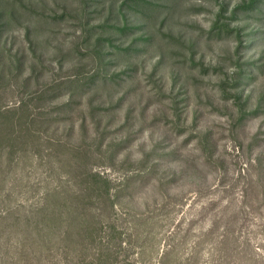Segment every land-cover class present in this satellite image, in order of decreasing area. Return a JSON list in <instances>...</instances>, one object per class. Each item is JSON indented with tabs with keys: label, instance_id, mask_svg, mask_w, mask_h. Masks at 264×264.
<instances>
[{
	"label": "rangeland",
	"instance_id": "1",
	"mask_svg": "<svg viewBox=\"0 0 264 264\" xmlns=\"http://www.w3.org/2000/svg\"><path fill=\"white\" fill-rule=\"evenodd\" d=\"M0 264H264V0H0Z\"/></svg>",
	"mask_w": 264,
	"mask_h": 264
},
{
	"label": "trees",
	"instance_id": "2",
	"mask_svg": "<svg viewBox=\"0 0 264 264\" xmlns=\"http://www.w3.org/2000/svg\"><path fill=\"white\" fill-rule=\"evenodd\" d=\"M91 178H93L94 179V181L97 179L96 177H91ZM98 180V179H97ZM98 181H100V180H98ZM101 182V181H100ZM98 194V193H97ZM105 195L106 196H109V191H108V189H107V191H106V193H105ZM93 196V195H92Z\"/></svg>",
	"mask_w": 264,
	"mask_h": 264
}]
</instances>
